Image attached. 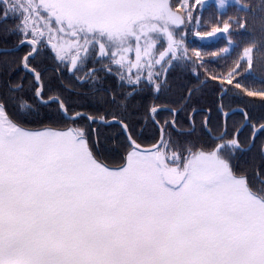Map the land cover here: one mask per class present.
I'll return each instance as SVG.
<instances>
[{
    "label": "snow or ice",
    "instance_id": "obj_1",
    "mask_svg": "<svg viewBox=\"0 0 264 264\" xmlns=\"http://www.w3.org/2000/svg\"><path fill=\"white\" fill-rule=\"evenodd\" d=\"M212 8L215 19L205 20ZM230 8L244 15H227ZM249 16L260 21L259 35L249 33ZM189 32L199 48L186 43ZM219 34L227 46L204 51ZM22 48L18 63L7 59ZM46 49L58 69L101 93L104 111L87 119L120 128L119 161L108 162L86 126H72L85 114H69L63 90L49 87L45 98L32 61ZM233 52L231 65L209 67ZM17 70L35 86L13 81ZM177 70L191 77L181 85L186 95L175 106L154 103ZM258 71L264 0L255 9L240 0H0V264H264V142L255 144L264 122L240 109L230 135L233 113L223 103L233 89L264 100V80L260 89L246 83ZM212 81L221 123L213 131L206 116L197 135L194 104ZM140 110L159 133L148 147L134 134Z\"/></svg>",
    "mask_w": 264,
    "mask_h": 264
},
{
    "label": "trees",
    "instance_id": "obj_2",
    "mask_svg": "<svg viewBox=\"0 0 264 264\" xmlns=\"http://www.w3.org/2000/svg\"><path fill=\"white\" fill-rule=\"evenodd\" d=\"M173 3H176L177 0H172ZM240 3L243 4H249L254 9L259 5L260 0H240ZM217 14V11L215 8L210 9L209 11L204 13V19L208 20L209 18L215 19ZM227 15L236 16L241 15L243 16V13H237L234 8H230L227 12ZM257 15H259L257 13ZM223 19H226L227 16L222 17ZM249 20V33H255L256 35H259V25L260 21L257 19L255 22H253L252 17H248ZM249 37H243V39H248ZM237 43L240 42L241 37H234ZM15 38H13V41ZM186 43L190 47H200V41L198 39H195L191 32L186 37ZM227 46V39L226 38H219L215 41H211V44L209 47H205L204 51L211 52L219 50L220 48H223ZM23 48L19 50V52L14 57H8V60H13L18 63L20 57L25 53L22 52ZM240 49H237L239 51ZM22 54V55H20ZM47 54L43 52L42 55L37 57V59L32 61V64L34 67H36L39 71L43 73V81H44V87H45V98H47L48 92L47 89L49 87L58 88L63 90V95L66 98L68 102V109L69 113L73 112H85L89 113L91 115H95L97 112L104 111L103 106L96 103L97 98L101 93H93L90 91V85L85 84L81 86L78 81L75 79L74 76H72L67 69H58L57 66H54L50 64L48 61ZM205 60H213L217 59L215 57L211 56H205ZM236 59V52H233L231 57L227 60H220L219 65L217 64H210L209 67L214 71H219L222 69L225 65H231L232 61ZM61 70V71H59ZM203 75V73H201ZM22 78V82L26 88V90H30L35 86V82L33 78L20 70H17L14 72L11 76V79L13 81H19ZM255 81L252 78H249L246 80V83L251 84L253 88L260 89L262 87L261 84H259L256 81H262L264 80V73L257 72L255 74ZM190 75L188 73L181 72L180 70H177L175 72L170 73L169 75V81L171 84V90L165 94L161 95L158 100H156L154 103L156 104H168L170 106H175L181 101V97L183 95H186V93L181 91V85H188L190 82ZM240 79H244V77H240ZM3 81L0 80V89H3ZM104 87H108L107 84L104 85ZM224 87L231 88V85L225 84ZM219 81H212L210 86L206 89H204L203 94L198 98L199 102L195 103L194 106L197 109H205L210 112V117L208 120V127L211 128L213 131H215L218 127V125L221 123V117L217 113V104L219 103ZM239 89H233V92H230L223 100V103L225 105V109H232L234 107H240L244 109L245 111L249 112L251 123L258 124V122H264V100H261L259 97H248L244 95V93H240L239 96L234 95V92H239ZM29 95L31 96V92L29 91ZM146 103H150L151 101H145ZM56 105H53L51 109H45V111L54 112ZM143 115V110H140V114L135 120L136 128H135V135L142 136V139L139 140V142L144 145L148 146L150 143L154 141V137H156L158 133L157 128L155 125L148 121L145 123L144 119H141L140 116ZM205 112H199L198 115L195 116V123L197 128V135H200L204 129H203V121L206 117ZM168 116V113L166 111H161L158 115V119L161 123H163V120ZM188 113L187 112H181L179 113L178 117V123L185 128L188 126ZM84 122H86L89 130L90 136L95 141L93 137V131L92 128L88 125L89 123L82 119ZM242 123V114L235 113L233 114L230 119L228 120V132L231 135L234 131V126L238 127ZM102 130V132L98 135L99 136V142L101 146L103 147L104 154L108 160V162L113 163L114 160H110L108 156L120 157L122 155L121 149L116 146V142L120 140L121 138V130L118 128L117 130L114 129V126H99L97 130V134ZM111 131L112 133H109L108 131ZM251 127H245L244 130L240 133V139L242 141H247L251 137ZM152 138V139H149ZM150 140V143H149ZM261 142H264V135H258L255 139V144L257 146V150L259 148V145ZM148 144V145H147ZM119 153V154H118ZM108 154V155H107ZM256 150H254L253 153L249 154V156H242L240 158V163H248L249 160H251L253 157H255ZM258 162V159H257Z\"/></svg>",
    "mask_w": 264,
    "mask_h": 264
},
{
    "label": "rangeland",
    "instance_id": "obj_3",
    "mask_svg": "<svg viewBox=\"0 0 264 264\" xmlns=\"http://www.w3.org/2000/svg\"><path fill=\"white\" fill-rule=\"evenodd\" d=\"M213 2H214V0H213ZM220 35V38H226L223 34H219ZM195 39H198L199 41H200V38L199 37H195V36H193ZM207 39H209L210 40V42L211 41H215V40H217V39H213V38H207ZM27 51V49L26 48H23V50H22V52H26ZM44 53H45V55L47 54V56L49 57L48 58V61L50 62V64H52V65H54V66H57V64H56V61H55V59L53 58L54 57V54L52 53V51L50 50V49H46L45 51H44ZM20 55H22V54H20ZM56 107L57 106H55L54 107V109L56 110ZM226 111H230V110H232V109H225ZM80 113H83V114H85V115H91V114H89V113H85V112H80ZM69 114H72V113H69ZM82 119H84V120H86L89 124L91 123V124H94L95 125V132L93 133L94 135H93V137H94V139H99V134L102 132V130L97 134V130H98V127L99 126H112V125H105V124H103V123H100V122H90L86 117H81V118H78L76 121H74V122H70V123H72V126H81V127H83V126H86L87 128H88V126H87V124H86V122H84ZM109 119H110V117H109ZM98 125V126H97ZM114 129L115 130H117L118 129V127H115L114 126ZM120 129V128H119ZM158 130V129H157ZM88 131L89 132H91L90 130H89V128H88ZM109 133H112L110 130L108 131ZM122 133V132H121ZM121 139L120 140H118V142H116V146H118L121 150H122V148L120 147L122 144H124L125 143V137H124V135H123V133L121 134V137H120ZM155 138H158V134L156 135V137ZM149 139H152V138H149ZM149 143H150V140H149ZM151 144V143H150ZM150 144L148 145V146H150ZM144 146V145H143ZM121 153L123 154V150L121 151ZM108 155V154H107ZM109 157V159L110 160H114L113 161V163L114 162H116L117 161V157H113V156H108ZM119 159H120V157H118V161H119Z\"/></svg>",
    "mask_w": 264,
    "mask_h": 264
},
{
    "label": "water",
    "instance_id": "obj_4",
    "mask_svg": "<svg viewBox=\"0 0 264 264\" xmlns=\"http://www.w3.org/2000/svg\"><path fill=\"white\" fill-rule=\"evenodd\" d=\"M28 74H30V73H28ZM30 75H31V74H30ZM31 76H32V75H31ZM218 99H220V96L218 97ZM198 110H199V112H202V111L206 112V113H207V117H209V112H208L207 110H203V109H198ZM239 110H240V108H235V109H232V110H230V111H228V112L235 113V112H240ZM84 117L87 118V115H84ZM105 125H107V124H105Z\"/></svg>",
    "mask_w": 264,
    "mask_h": 264
},
{
    "label": "flooded vegetation",
    "instance_id": "obj_5",
    "mask_svg": "<svg viewBox=\"0 0 264 264\" xmlns=\"http://www.w3.org/2000/svg\"><path fill=\"white\" fill-rule=\"evenodd\" d=\"M88 125L92 128V130L96 128L94 124H88ZM97 126H98V125H97ZM93 133H94V132H93Z\"/></svg>",
    "mask_w": 264,
    "mask_h": 264
}]
</instances>
